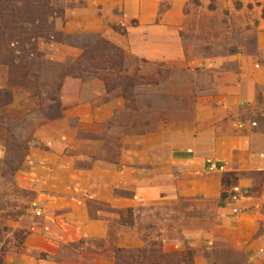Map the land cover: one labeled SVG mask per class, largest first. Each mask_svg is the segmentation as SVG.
I'll use <instances>...</instances> for the list:
<instances>
[{
    "label": "rangeland",
    "instance_id": "1",
    "mask_svg": "<svg viewBox=\"0 0 264 264\" xmlns=\"http://www.w3.org/2000/svg\"><path fill=\"white\" fill-rule=\"evenodd\" d=\"M0 264H264V0H0Z\"/></svg>",
    "mask_w": 264,
    "mask_h": 264
}]
</instances>
